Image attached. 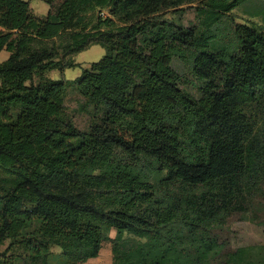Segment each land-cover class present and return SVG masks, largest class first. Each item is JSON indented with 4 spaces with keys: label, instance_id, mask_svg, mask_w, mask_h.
<instances>
[{
    "label": "trees",
    "instance_id": "1",
    "mask_svg": "<svg viewBox=\"0 0 264 264\" xmlns=\"http://www.w3.org/2000/svg\"><path fill=\"white\" fill-rule=\"evenodd\" d=\"M246 1L47 0L39 17L29 1L0 0V52L11 53L0 62V167L16 176L0 183V246L37 220L38 253L56 244L82 264L109 226L146 238L117 264H213L214 230L264 184V31L230 20L234 47L209 49ZM195 2L211 33L162 16ZM94 44L106 54L76 79L45 76ZM174 57L190 59L198 96L180 88ZM71 84L94 108L87 131L68 118ZM117 150L134 162H116ZM226 263L264 264V245Z\"/></svg>",
    "mask_w": 264,
    "mask_h": 264
},
{
    "label": "rangeland",
    "instance_id": "2",
    "mask_svg": "<svg viewBox=\"0 0 264 264\" xmlns=\"http://www.w3.org/2000/svg\"><path fill=\"white\" fill-rule=\"evenodd\" d=\"M26 1L30 2L32 12L35 15L43 17L48 14L50 4L47 0ZM198 4L199 2L189 3L178 8L169 9L162 16L165 19L173 20L184 28H195L199 33H203V31L211 33L207 29L205 16L197 15L196 6ZM259 10L262 14L256 15V11ZM98 14L99 12H94L88 15L85 23L89 28L96 23ZM102 16H109L106 9L102 11ZM230 20L254 26L264 31V0H248L242 6L232 10L226 20L214 29L217 38L210 43L209 49L217 51L234 47L235 38L230 30L229 22H227ZM102 29L106 30L107 27L103 25ZM65 37L67 38V36ZM64 39L57 38L56 41L58 44L63 45L61 42ZM49 43L53 44L52 41H49ZM7 53L4 50L0 59L6 58ZM105 54L106 49L101 45L89 46V48L74 55L76 62L74 67H67L62 71L54 69L47 72L45 76L54 80L76 79L86 68L90 67L91 63L100 60ZM172 67L182 78L180 88L185 92L198 96L199 92L195 86L197 80L192 73L190 59L188 57L182 59L174 57ZM38 80V76H35L34 81L37 82ZM64 100L68 118L79 130L87 131L95 114L93 106L86 104V99L72 84L69 85ZM115 155L114 160L116 162H134L133 156L121 150H117ZM15 181L16 176L0 167V183L2 185L10 186ZM39 228L40 222L33 220L29 222V227L23 232L20 241L6 240L5 244L0 246V264H68V259L62 255L61 247L56 244L50 245L49 252L38 253L34 241L40 242L42 240L38 233ZM103 232L107 238L104 248L97 257L91 258L82 264H117L119 251L135 248L139 242L146 241V238L139 237L129 231L119 233L115 228L109 226H104ZM214 234L218 238L220 247L213 258V264H228L226 263L227 255L240 247L264 245V184L254 196L249 210L246 213L235 212L223 224L216 227Z\"/></svg>",
    "mask_w": 264,
    "mask_h": 264
},
{
    "label": "crops",
    "instance_id": "3",
    "mask_svg": "<svg viewBox=\"0 0 264 264\" xmlns=\"http://www.w3.org/2000/svg\"><path fill=\"white\" fill-rule=\"evenodd\" d=\"M2 30H5V29H4L3 27L0 26V31H2ZM94 45H98V44H94ZM91 46H93V45H91ZM91 46H90V47H91ZM4 50L7 51L5 48H4ZM4 50H2V51L0 52V57L2 56ZM7 52H8V53H7L6 58H2V59H0V62H4V61H6V60L10 57L11 53H10L9 51H7ZM73 80H74V79H73ZM69 81H71V80H69Z\"/></svg>",
    "mask_w": 264,
    "mask_h": 264
}]
</instances>
